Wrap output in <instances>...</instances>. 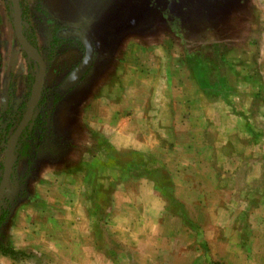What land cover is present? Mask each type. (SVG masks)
Masks as SVG:
<instances>
[{
  "label": "rangeland",
  "instance_id": "374dc122",
  "mask_svg": "<svg viewBox=\"0 0 264 264\" xmlns=\"http://www.w3.org/2000/svg\"><path fill=\"white\" fill-rule=\"evenodd\" d=\"M20 2L46 75L0 264H264V0ZM11 13L0 0L3 166L37 79ZM60 27L95 48L69 88L85 48Z\"/></svg>",
  "mask_w": 264,
  "mask_h": 264
},
{
  "label": "water",
  "instance_id": "95a60500",
  "mask_svg": "<svg viewBox=\"0 0 264 264\" xmlns=\"http://www.w3.org/2000/svg\"><path fill=\"white\" fill-rule=\"evenodd\" d=\"M11 2L13 6V25H14L16 37L18 39L19 44L25 51V53L38 63L39 74L36 79L35 87L31 93L25 115L21 120V122L16 127L13 134L11 135L7 144L6 156L4 161V174L0 182V201L2 200L6 192L7 185L12 175L13 165H14L15 145L22 132L27 128L28 124L33 119V115L35 112L38 99L40 98L43 90L44 79L46 75V64L44 58L36 48H34L32 45L28 43V41L24 36L21 2L20 0H11ZM69 31H70L69 33H73V32L75 33L73 38L75 40L82 41L83 44H85L86 49H85V56L83 58V61L66 78L65 82L63 83V87H70L71 85L75 84L78 80H80L81 76L86 71H88L89 67L92 65L93 57L95 56L94 43L86 33L76 29L75 30L70 29ZM64 32L66 33L67 30H65Z\"/></svg>",
  "mask_w": 264,
  "mask_h": 264
},
{
  "label": "trees",
  "instance_id": "16d2710c",
  "mask_svg": "<svg viewBox=\"0 0 264 264\" xmlns=\"http://www.w3.org/2000/svg\"><path fill=\"white\" fill-rule=\"evenodd\" d=\"M7 4L9 6V9H11V12H12L11 13V18H13V6H12L11 0H7ZM60 29H65V28L64 27H60ZM23 33H24V36H25L26 40L28 41V43L38 50L37 41H36L35 34L33 32V29L29 25H24L23 26ZM53 40L57 41V40H59V37L54 35V39ZM30 70H31V72L33 74V79H36L38 74H39V66H38V63L34 59H30ZM86 73H87V71L81 76L80 80L84 77V75ZM67 88H69V87H67ZM64 92L65 91L60 89V86L56 87V89H55V94H56L57 97H60ZM35 110H37V107L35 108ZM24 115H25V113L21 117L20 121L23 119ZM33 129H34V119H32L30 121V123L28 124L27 128L20 135V137H19V139H18V141H17V143L15 145V148H14V156L19 152L20 147L29 138V135L31 134ZM4 137H5V135H3L2 132H0V145L2 144V142L4 140ZM7 142H8V140H7ZM3 172H4V166H3V163L0 162V182H1L3 174H4ZM4 219H5V216H3L1 218V221L4 220Z\"/></svg>",
  "mask_w": 264,
  "mask_h": 264
},
{
  "label": "crops",
  "instance_id": "0c3cea01",
  "mask_svg": "<svg viewBox=\"0 0 264 264\" xmlns=\"http://www.w3.org/2000/svg\"><path fill=\"white\" fill-rule=\"evenodd\" d=\"M67 28H69V29H73V30H78V29H80V27H67ZM81 31H83L84 33H86L91 39H92V36L90 35V33L87 31V30H85V29H83V28H81L80 29ZM93 41V40H92ZM24 54V53H23ZM18 55V57H16L15 55H14V57H16V58H14L13 59V65L15 66V67H17V70L19 71V70H22L23 69V63H22V60H21V58L19 57V54H17ZM23 57V56H22ZM24 58V57H23ZM20 64V66H17V64ZM4 67L6 68V65H4ZM4 67H3V70H4ZM20 68V69H19ZM1 78H3V73H2V77ZM6 79H7V77H6ZM3 83V82H2ZM2 87H3V85H2ZM131 140H132V135H129V137H127V138H124V139H122V138H119L118 136H116L115 137V139H114V141H115V144H120L119 146H121V147H124L125 145H129L128 147H130V144H131Z\"/></svg>",
  "mask_w": 264,
  "mask_h": 264
},
{
  "label": "flooded vegetation",
  "instance_id": "af4514ba",
  "mask_svg": "<svg viewBox=\"0 0 264 264\" xmlns=\"http://www.w3.org/2000/svg\"><path fill=\"white\" fill-rule=\"evenodd\" d=\"M60 30H62V32L60 31ZM59 31L61 32V33H63V34H61V35H63L62 37H65V38H71V39H73V40H75L73 37H74V32L73 33H69L70 31V29L69 28H65V29H60ZM65 30H67V32L66 33H64L63 31H65ZM78 30H80V29H78ZM76 41H78L79 43H81V45L82 46H84V48L86 49V47H85V44H83V42L82 41H80V40H76ZM79 81V80H78Z\"/></svg>",
  "mask_w": 264,
  "mask_h": 264
}]
</instances>
